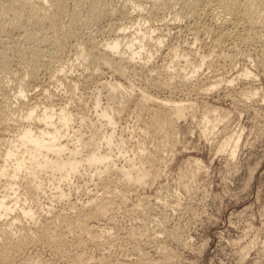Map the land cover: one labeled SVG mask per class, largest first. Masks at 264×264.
Instances as JSON below:
<instances>
[{
    "label": "rangeland",
    "instance_id": "rangeland-1",
    "mask_svg": "<svg viewBox=\"0 0 264 264\" xmlns=\"http://www.w3.org/2000/svg\"><path fill=\"white\" fill-rule=\"evenodd\" d=\"M113 1L116 2L114 5L115 7L117 6L116 9H118V11L110 16L111 19L107 18L103 20L97 28L92 29L91 32L87 34H83V37H80V41L88 43L90 39H97V43L100 42L104 44L105 40L107 41L113 38L114 35L112 34L117 31L118 25L126 23V19L123 18L121 11L127 9L130 4H128L127 0ZM168 15L167 17L165 16L166 20L173 17L172 14ZM161 18L160 16L159 19H157L159 21L154 20L156 21L155 24H149L158 26L157 24L160 23ZM180 20L176 21L177 23L179 22V24H177L175 28L172 27L168 37L166 36L164 38L165 40L162 43L161 49L155 50V54L151 57L152 59L146 60L138 56L133 59V64L135 65L133 68L140 67L146 63L147 65L144 64L146 69L143 68L144 70H142L141 68H136L135 70L139 71L138 76L136 75L137 77L133 75V73L129 74V77H131L130 80L135 79L132 81L133 83L135 82L134 87L136 86L135 88L137 90L135 89L133 96L127 103H122L121 100L122 107L124 106V108L121 107L122 111L120 110L117 113L118 115H115L116 124H111V128L108 124L106 128L107 131L110 130L109 132L115 130L114 133L112 132L115 135L114 138L116 137L115 141L124 133V146L129 144L125 147L127 149H123V154L125 155L123 156V154H120L116 150V146L115 149L111 148L113 152L116 151L124 159L122 160L121 158L120 160V156L116 152L110 154V149L107 150L108 147L106 146L105 148V146H103L104 144H102L101 147L102 151H109L106 153H109L111 159H113L119 167L121 164L125 165L126 159L134 155L138 156L139 154L142 156L143 154V159L146 157L148 160L150 156L152 163L145 160V164L149 165L148 167L147 165L145 166L149 169L152 165L150 170V176H152L147 177L148 179L145 178L146 180L144 179L140 186L137 187L138 184L133 186L136 187V189L133 187L129 188V190H127L128 192H126V194H128L124 200H114L115 198L112 197L110 199L112 205H109L105 215L99 217L100 219L89 216L86 217L90 228L89 230H82L77 226V223H74L69 229V233L66 232L63 235L61 244L58 243V245L54 238H52L53 240L49 239L47 242L40 241L38 244H32L33 246L30 245L27 249L23 250L24 252L19 253V256L17 255L18 258L15 256L12 264H77L76 261H78V259L86 261L88 264H141V260L143 261L144 259L146 263L142 262L143 264H264V41H262L264 28H257V32H260L262 40L256 39L248 48V46L239 42V38H220V42L216 44L215 38L208 37L203 31V25L208 22L207 17H201V19L197 17L188 20L185 18ZM108 22L109 24H107ZM146 26L148 25L146 24ZM109 28L111 31L113 30V33H111ZM72 48L73 47L69 46L67 49L68 55L73 54L74 50ZM173 48L180 52L177 51L179 53L178 56L181 53L180 56L185 55V60L183 56V58H179V56V60L176 59V61L172 60L171 57L169 58V51ZM118 51L119 56L121 55L120 52L125 56L131 53V49L126 46H122ZM118 53L116 52L115 55L118 56ZM219 54L222 57H219ZM245 55L248 57L245 58ZM200 56H209L211 64L210 59L205 57L208 58L204 61V63L206 62L207 64H203L202 73L199 72L201 76L198 74L199 76L197 75L194 77L195 79H191L192 83L189 81L188 85L184 84V86L182 83L177 84L178 81H176L175 78L178 77L177 80L180 79L178 74H187L190 68L187 70L185 68V73L183 72V68L187 67V64L199 60L201 58ZM17 58L18 57L15 56L14 59H12V69L14 68L13 71L20 74V62L19 58ZM186 58L188 61H186ZM189 61L192 62L189 63ZM74 63L71 65L74 67L69 65L65 68L66 70L64 69L63 71H67L68 74H71V76H68L66 72L64 73V75H67L70 79L73 78V82L75 81L77 84L80 82V87L77 90L78 92L75 94L77 99L75 98L72 101L66 100V88L64 85L61 86V84H59L60 82L57 80L59 79L60 73L62 74L60 77L63 76V71L58 73L59 75L55 73V75L52 76L53 73L50 72L49 67L43 65L39 69L40 73L37 72L35 77L27 79L30 91L28 90V96L27 98L25 97V100L31 105L37 102L40 111V109L42 110L45 106L49 105V100L47 101L45 97L51 93L55 108L67 106V109L73 112L75 120H73L72 124L75 128H78L77 126L81 124V115H89V118L87 117L89 121L91 120V123L96 122L97 124V122L102 119L98 116L101 112V108H94V103L96 99L101 100L102 106H107L109 102H111L109 104L114 103V100H112V102L107 99L109 95L107 90L110 86L106 85H111L110 83L112 82V84H114L115 81L117 82L118 76H115L112 71H107V69H101V73H97V71L93 75L87 74L83 76L81 75L83 67L78 64L79 62L77 64L76 62ZM185 63H187L186 66L184 65ZM260 63L261 65H259ZM166 68L170 69L171 74L169 70V72L166 71ZM162 71H165L167 75H165L164 72L162 73ZM179 71L180 73H177ZM246 71L250 72L249 76L244 74ZM144 72L145 74L147 72L149 74L147 73L144 75ZM172 72L174 74H172ZM142 74L144 76H142ZM151 74L153 76L155 75V77L151 76ZM148 75L151 76L150 78L153 77L154 79H148ZM164 75L170 79L172 75L175 76H173L174 79L172 81L174 83L172 82V85L163 86L164 88L167 86L168 89H164L158 81L160 77H164ZM143 77L144 79L147 78L148 82L145 81L146 79L144 80ZM166 77L162 79H167ZM3 79L4 85H8L7 87L9 91L11 90V95H13L17 87V80L10 75L5 76ZM83 79H86V82ZM162 79L160 81H163ZM140 88H143L145 92L153 96L154 99L159 98V100H161L170 98V100H173L175 98L174 101L178 100L177 102H180L185 100L183 101L185 103H190L192 101L195 103L193 104L195 105V111L193 108L190 109L194 112L190 109H188V112L186 111L189 117L187 118V116L184 115V117L180 119L181 121L178 120V124L174 128L178 129L177 131L175 130V132H171L174 130L171 128L169 129L168 125L167 127L166 125L162 126L164 130L156 125L154 127H147L150 119L153 118L148 117L154 116V112L152 111L155 107L150 108V113L148 111H143L149 108L140 111L142 108L139 106L140 103L138 104L140 100L139 93L143 91V89H141V92L138 93ZM16 90H18V88ZM249 90L255 92L256 95L252 92L251 94ZM247 91L249 95H245L248 93ZM117 96L118 98H115V104L118 103L117 100H119L120 103L122 97H120L118 93ZM1 97L2 92L0 94V98ZM12 99L15 103L16 99L13 97ZM77 100L82 103L79 104L81 107L78 105ZM1 101L2 100H0V111L3 107ZM80 110H82L81 112H83V114ZM207 110H209L208 112H210V114L206 113ZM76 112L80 113V115ZM85 112L87 113L85 114ZM141 112H144L141 115L142 118L144 117L143 119L140 118ZM207 114L214 117V119H216L217 116L220 120L221 118L223 119L221 122L218 121V126H215V129L211 128L210 132L207 131L206 134L209 133L208 135L203 133L204 129L208 125L210 126V124H206L207 122L204 121ZM102 122H104L103 119L98 123L101 124ZM83 127L82 132L87 139L92 135L93 127L91 128L88 124ZM165 129L171 132V135L175 133L173 134L174 140H172L173 137H168L170 133L167 134V132H164L166 131ZM161 130H163L165 135L161 133ZM10 133L13 135L14 131L13 133L10 131ZM231 134L240 136L237 147H235L236 144L232 142L221 149V144ZM162 135L164 138L167 136L169 139L166 137L164 140L162 137H159ZM0 146L3 148H0V151L5 149L3 142H0ZM233 151L235 154L232 156ZM103 152L105 153V151ZM135 152L140 153L135 154ZM117 156H119V160L118 158L116 159ZM1 158L0 156V164H3ZM114 158L118 161L114 160ZM155 173L156 175H154ZM96 181L97 180L94 179L92 182L89 177L74 179V184H77L75 187L87 186L88 190L84 189L85 191L87 190L88 193L85 192L83 188L81 189L85 193L80 189H77L78 191L74 190L76 192L72 190L69 196L71 200L67 198L70 203L68 200V202L65 201L66 199H63L62 202L60 200L57 201L52 195H49V192H45V194H42L44 196H41L43 201L40 200V209L37 208V210L34 208V210H36L35 218H39L44 211L45 214L43 213L41 216L45 219V215H47L45 209L48 206H55L54 208H56V211H59V214L63 212L61 213L62 215H67V211L70 212L71 210L68 208L71 206V202H74L77 206L79 205L80 208L82 207L83 214H81L84 218V215L88 214V208L84 211L85 208H83V204L86 206L88 200L90 201V199L92 200L94 197V201L97 202L99 200V203L104 195L103 188L101 189L100 186L101 184H98V182L96 184ZM63 187L67 188V186ZM91 192L93 194H91ZM46 194L47 196H45ZM101 195L102 197H100ZM46 197H51L53 199H47ZM96 199L98 200L96 201ZM48 200H50L51 203ZM63 201L66 203H63ZM28 203L29 202H27V204ZM41 203L43 204L41 205ZM55 210V214H58ZM71 212L73 211L71 210ZM15 213L13 212L12 215ZM70 214L72 215L74 213H69V215ZM11 216L1 218L0 223L5 224L6 220ZM38 218L36 220L42 222L43 218ZM29 220L30 218L28 216L22 215L20 222L26 224ZM162 222L163 224L166 223L164 225H166L165 229H168L167 231L165 229H159V224ZM89 224L93 225L90 226ZM103 226L105 227L103 228ZM139 227L143 232L149 230L148 228H150L151 231L150 233L147 232L149 234L145 232L141 235V240H138L140 236L136 239V237H132L130 234L134 232L133 230L137 231L136 228L139 230ZM93 228L94 230H92ZM155 235L157 237L153 239ZM176 235L182 239L180 242L174 239ZM126 237H131L132 239ZM177 242L179 245L176 244ZM162 249H167L168 252H165H167L168 255L162 251ZM139 257H141V259H139Z\"/></svg>",
    "mask_w": 264,
    "mask_h": 264
},
{
    "label": "bare ground",
    "instance_id": "bare-ground-1",
    "mask_svg": "<svg viewBox=\"0 0 264 264\" xmlns=\"http://www.w3.org/2000/svg\"><path fill=\"white\" fill-rule=\"evenodd\" d=\"M127 1L128 4L130 5L128 6L127 9L121 11L123 14V18L126 19V23H121L120 25L117 24L118 25L117 31L114 30L115 32L114 34H112L114 35L113 38H110L107 41L105 40L104 44H101L100 42L99 44L96 42L97 39L95 40L90 39L88 43H83L82 41H80V37L83 34H87L91 32L92 29L97 28L103 20L110 18V16L114 15L118 11V9H116L117 6L115 7L114 5V3L116 2H114L113 0H0V91L2 92V97H1L2 99L0 98V100H2L1 102L3 103L2 105L3 107L0 111V142H3V145L5 146V149L0 151V156L3 158V160L1 158L3 164L2 163L0 164L1 165L0 191L2 192V193L0 192L1 193L0 221L1 218L9 217L12 215L13 212L15 213L19 209H20L19 211H21V212L17 211L10 218H8L5 224L0 223V264H12V261L15 256L18 258L19 256L18 254L24 252L23 251L24 249H27L28 246L32 244L34 245L36 243L38 244L40 243V241L47 242L49 241V239L53 240L52 238H54L57 241V244L58 243L61 244L63 235L66 232L69 233V229L74 225V223H77V226L80 227L82 230H87V229L89 230L90 228L88 226L86 217L89 216L100 219L99 217L105 215L109 205H112L110 203V199L112 197L115 198V199L113 198L114 200H118V199L124 200L126 195L128 194V193L126 194V192H128L127 190H129V188H132L137 184H138L137 187L140 186L145 178L148 179L147 177L152 176V175L150 176V170L152 168V165L150 166L151 168L148 169L147 167L149 165L145 164L146 162L145 160L151 162L152 159L150 156H149L150 159L148 160V158L146 159V157H144L145 159H143L142 157L143 154L142 156L138 154V156L134 155L133 157H129L128 155H126L129 157L127 159L125 158L126 164L125 165L121 164L122 166L120 165V167L116 165L113 159H111L109 153L106 152L110 151V154H112L113 151L111 150V148L115 149L116 146L117 147L116 150L120 154H123V149L127 147L129 144L124 146L125 145V139H124L125 137H123L124 133L122 135H120L121 134L120 133L119 134L120 136L115 141L116 137L114 138L115 135L113 134L115 130L112 131L113 132L112 133L109 132L110 130L107 131L106 128L108 124L109 127L111 124L112 125L116 124L115 115H118L117 113L122 108H124V106L122 107V103L123 102L127 103V101H129V99L133 96L135 92L136 89L135 88L136 86L134 87L135 82L133 83L132 81L135 79L130 80L131 77H129V74L133 73V75L138 76L139 71L138 70L136 71L135 69L141 68L142 70H144L143 69L145 68L144 66L147 65L146 63H144L145 65L143 64L141 66L139 65L140 67L133 68L135 67V65L133 64V59L136 56L141 58L143 57L146 60L152 59L151 57L155 54V50L157 51L161 49L163 45L162 43L165 40L164 38L166 36L168 37L171 28L172 27L175 28V26L179 24V22L177 23L176 21L185 18L188 20L197 17H200V19L201 17H207L208 22L204 25L202 24L204 28L203 31L208 37L215 38L214 40L216 44L220 42L219 41L220 38L222 39L239 38L238 39L240 40L239 42L240 43L242 42L245 46H248L249 48L250 44H252L256 39L262 40L261 39L262 37L260 36V32H257V28L260 27L264 28V0H127ZM168 14H172L173 17L170 16L171 18H169V20H166L165 16L167 17ZM160 16L162 18L160 19V23L158 22L159 23L157 24L158 26L151 25V24H155L156 21L154 20L159 19ZM107 24H109V22ZM146 24L148 26H146ZM112 31L111 33H113ZM262 41H264V36ZM69 46L73 47L72 49L74 50V52L72 55H68L69 53L67 54L68 51L67 49L69 48ZM122 46L124 47L126 46L127 48L131 49V53L125 56L120 52L121 55L119 56L118 50ZM235 48L238 49L237 47ZM177 51L178 50H176L175 48L171 49L169 51V58L171 57V59L174 61H176V59L179 60V58H181L183 55L180 56L182 54L181 53L179 57L178 54L180 52L178 51L179 52L178 53ZM116 52L118 53L117 54L118 56L115 55ZM15 56L19 58L20 69H21L20 74L14 72L13 71L14 68L12 69V59H14ZM183 57L182 58L185 60V55ZM200 57L201 58L199 60L196 61L194 60L195 61V62L193 61L194 63H191L192 61L191 62L189 61V63L191 64H187V63L184 64L185 66L187 64L188 68L184 67L183 72L185 68L186 70L189 68L190 69L188 70V72L186 71L187 74L185 72H184L185 74H178L180 79L177 80L178 77H176L175 79L180 83L177 82V84L182 83L183 85L184 84L188 85L189 84L188 82L190 81L192 83L191 79H195L194 77H196L199 74V72L202 73L201 71L203 69L202 68L203 64H207L206 62L204 63V61H206L205 59H208L209 56H205L208 58H205L204 56H200ZM219 57L222 56L220 55ZM247 57L248 56H246L245 58ZM186 61H188L187 58ZM74 62H76V64L79 62L78 64H80L83 67V69L81 70L82 71L81 75L83 76L87 74L93 75L97 71H98L97 73H99L101 69H105V70L107 69V71L109 72L112 71L115 74V76L116 75L118 76L117 82L115 81L114 84H112L113 83L112 82L110 83L111 85H106V86H110L109 89L107 90L109 93L107 99L109 101L114 100V103L109 104L111 103L109 102L107 106H102L100 99H96L94 103L95 105L94 108L96 109L101 108V112L98 115L104 121L101 124L98 123L102 121V119L100 120L99 117L98 118L100 121H98L96 124V122L91 123V120L89 121L88 119L89 115L88 116L81 115L80 116L81 124L80 126L79 125L77 126L78 128H75L72 124L73 120H75L73 112H70L67 109V106H60L55 108V105L52 101L53 98L51 93L49 94L47 93L48 95L47 97H45L47 98V101L49 100V105L45 106L42 110L40 109V111H39L40 107L38 106L36 101H35L36 104L31 105L28 104V101L26 102L25 100V97L27 98L28 96L27 93L29 90L28 88L29 83H27L28 82L27 79L35 77L37 75V72H39V69L43 65H47L49 67L50 72L53 73L52 76H54L55 73L58 74L62 72L67 66L69 65L71 66ZM210 64H211V59H210ZM259 65H261V63ZM168 70L170 71V69L166 68V71ZM65 72L68 76L69 75L71 76V74H68L67 71ZM65 72L64 71L62 72L63 76L61 77L60 75L62 74L61 73L60 75L58 74L59 79L57 80L58 82H60L59 84H61V86L64 85L66 88L65 91L66 100L72 101L73 99L76 98L75 94L76 92H78L77 90L80 87L79 85L80 82L78 81L79 82L78 84L75 81L73 82L72 81L73 78L70 79L67 75H64ZM163 72L165 74V71H162V73ZM177 73H180V71ZM146 74L144 72V75ZM172 74L174 73L172 72ZM244 74L246 76H249L250 72L246 71ZM8 75H10L11 77L17 80V87L15 88L14 90L15 92L13 95H11L10 93L11 90L9 91L7 87L8 85L5 84L6 85L5 86L3 82L4 80L3 78ZM144 75L142 74V76ZM165 75L164 77L162 76L161 77L165 78L166 77ZM151 76L153 75L151 74ZM151 76H149L148 79ZM173 76L174 75L171 76L172 77L171 79L166 77L167 79L164 80L160 77V80L162 79L163 81L160 80L158 81L162 87L165 85L167 86L172 85L174 83L172 80L175 77ZM153 77H155V75ZM152 78H150V80ZM145 79L144 80L147 81V78ZM83 80L85 81L86 79ZM167 86L166 88L168 89ZM17 88L18 90H16ZM143 88H140L138 93L141 92L140 90ZM251 92L252 91H250V93ZM117 93L120 95V97L121 96L122 97L120 99V103L119 100H117L118 103L115 104L116 102L115 98L116 97L118 98ZM252 93L256 95L255 92ZM245 95H249V92ZM139 96H140L139 97L140 102L138 101V104L140 103L139 106H141L142 108L140 109V111L149 108L147 110H143L149 112L151 107L156 108V109L154 108V110L152 109L153 110L152 112H154L153 113L154 116H150V117L147 116L148 118L153 117L150 119L148 123L149 125H147V127L150 126L154 127L156 125L160 128H163L162 126L166 125L167 127L168 125L169 129L171 128L172 130H174L171 132H175V130L177 131L178 129V128L174 129L175 126L178 124L177 123L178 120L184 117V115L187 116V118L189 117L188 116L189 114H187V112L189 111L188 109L190 108H193V110L195 109V105H193L195 103H193L191 100H190L191 102L188 101L190 103H185L183 102L185 100L180 102H177L178 100L174 101L175 98L173 100L172 99L170 100V98L169 99L160 98L161 100H159V98L154 99L153 96H150L147 92H145L144 89L141 93H139ZM12 97L15 98L17 102L15 101L14 103ZM248 99L251 98L249 97ZM77 103L78 105L82 104L78 102V100ZM190 110L193 111L192 109ZM81 111L82 110H80V112ZM208 111L209 110H207L206 113L210 114V112ZM76 113L80 115V113L78 112ZM81 113L83 114V112ZM86 113L87 112H85V114ZM143 113L144 112H141L140 118H142L141 115ZM77 114L75 115L79 116ZM209 114L205 116L204 121L207 122L206 124H210V126L208 125L204 129L203 131L204 134H206L207 131L210 132L211 128H214L215 126L217 127L218 121L221 122V120H223L221 116H220L221 118L220 120L218 116L216 117V119H214V117H211V115L209 116ZM87 124L90 125L91 128L93 127V133L90 137L86 139L84 136L85 134L83 135L82 128H84L83 126ZM12 130L14 131L13 135H11L10 133V131L13 133ZM163 130H161V133H163L164 135H165L164 132H167V134L170 133L168 137L169 138L173 137L172 140H174L173 134L175 133L171 135V132H168L167 129H165L166 131L164 132ZM235 134L229 135L224 140V142L221 144V149L225 148L226 146H228V144L232 142H234L236 145L234 143L233 144L235 145V147H237L240 140V136H237ZM159 137H162L165 140L167 136H165V138L163 135ZM102 144H104L103 146H105V148L106 146L108 147L107 150L109 149L110 150L109 151L103 150L105 151L104 153L101 149ZM119 153L117 154L120 156ZM137 153L140 152H135V154ZM234 154L235 152L233 151L232 156ZM124 155L125 154H123V156ZM119 156H117L116 159ZM121 158L122 157L120 156V160ZM116 159L114 158V160ZM123 159L124 158H122V160ZM145 165H147V167ZM154 175H156V173ZM84 177L85 178L89 177L92 182L94 179L97 180L96 184L97 182L98 184L100 183L101 189L103 188L104 191L103 192L104 195L102 193L103 197L102 195L100 196L102 197V199L99 203H98L99 201L98 199H96V201L98 200L97 202L94 201L95 199L94 197V199L92 198V200L91 199L90 201L88 200L86 206L85 204H83L84 205L83 208H85L84 211L88 208L87 209L88 214L84 215V218L82 217L83 214L82 207L80 208L79 205L78 207L77 205L74 204V202H71V206L68 208L69 210L71 209L73 212H71V210L70 212L66 210L68 214L62 215L61 213L63 212H60L59 214L58 213L59 211L55 210L56 209L54 208L55 206L53 207L46 206L47 208L45 209L46 210L45 212L47 213V215H45V219L43 216H41L44 213L43 211L42 214L40 215L41 219L43 218L42 222H38L39 220L38 221L36 220L38 217L35 218L36 210H34V208L40 209L41 207L40 200L43 201V199L41 198L44 196L42 194H45V192H49V195L50 196L52 195L53 198H55L57 201L60 200L62 202L63 199H66L65 201H67L70 198L69 196L72 190L73 191L77 189L82 190L81 188L83 189L85 188L88 190L87 186H86L87 188L82 186L75 187L77 184H74V179L76 178L81 179ZM63 186H67V188L65 187L66 188L65 189ZM133 188L136 189V187ZM87 190L85 192H87ZM91 194L93 193L91 192ZM45 196H47V194ZM112 200L111 202L113 203ZM65 201H63V203ZM27 202H29L28 203L29 205L27 204ZM42 204L43 203H41V205ZM68 204L66 205L69 206ZM54 210L58 214H55ZM69 213H74V214L72 215L70 214L71 215L70 216ZM22 215L28 216L30 218L29 222L26 221L27 222L26 224L24 223L22 224L20 222ZM40 217L38 219H40ZM164 224L163 222L159 224L160 230L165 229L166 225ZM104 227L105 226H103V228ZM94 228L92 230H94ZM136 229L137 231L132 229L134 232L130 230L132 233L130 232L128 233H130L132 237L133 236L136 237V239H138L137 237L140 236L138 240H141V235H143L145 232L146 234H149L151 232L150 228H148L149 230L145 232L141 231L140 227L139 230L138 228ZM156 235L153 237V239L157 237ZM146 236L150 237L148 235ZM126 238H131V237H126ZM174 239L178 240L179 242L182 240L177 235ZM176 244H178V242ZM162 251L168 252L167 249L166 250L162 249ZM139 259H141V257H139ZM76 262L77 264H88L86 261H82L79 259ZM142 262L146 263L145 259L143 261L141 260V264H143Z\"/></svg>",
    "mask_w": 264,
    "mask_h": 264
}]
</instances>
